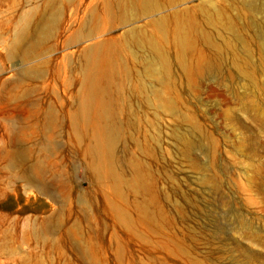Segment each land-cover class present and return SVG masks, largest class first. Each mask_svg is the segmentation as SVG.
<instances>
[{"label": "bare ground", "instance_id": "6f19581e", "mask_svg": "<svg viewBox=\"0 0 264 264\" xmlns=\"http://www.w3.org/2000/svg\"><path fill=\"white\" fill-rule=\"evenodd\" d=\"M189 1L15 0L14 13L0 24V60L20 66L13 82L0 84V131L13 138L24 135L35 147L17 155L10 150L11 137L2 149L8 182L20 184L29 196L23 200L21 190L12 189L2 203L3 254L15 256L27 244L42 250V256L22 259L33 264H46L51 256L56 264H75L78 258L103 264L98 245L110 233L104 216H117L121 227L139 223L127 209L125 178L132 163H145L148 174L157 175L153 126L162 118L159 106L169 109L174 92H187L191 68L205 75L224 73L227 38L210 29L227 23L228 16L212 2L203 5L206 13L200 20H178L175 8ZM212 8L215 13H209ZM66 9L74 15L69 24H60ZM164 12L169 13L161 16ZM147 18V27H140ZM119 29H124L119 37H110ZM58 32H70L63 49L76 48L61 61L60 88L48 73L51 55L59 49L53 44ZM8 107L20 112L6 111ZM181 125H173L168 135L178 152L186 153L191 130ZM58 134L65 138L63 144L54 143ZM170 167L165 162L161 169L162 196L192 223L201 201L179 186ZM139 185L152 192L142 181ZM139 210L149 212L143 206ZM109 243L118 248L114 237ZM69 253L75 257L69 259Z\"/></svg>", "mask_w": 264, "mask_h": 264}, {"label": "rangeland", "instance_id": "374dc122", "mask_svg": "<svg viewBox=\"0 0 264 264\" xmlns=\"http://www.w3.org/2000/svg\"><path fill=\"white\" fill-rule=\"evenodd\" d=\"M212 2L215 9L228 16L227 23H216L212 29L207 25L227 38L224 73L205 75L191 68L187 92H174L169 109L159 106L162 118L159 126H153L157 175L151 177L145 163L130 165L125 178L130 196L127 209L140 221L134 228L121 227L117 216H104L110 233L103 235L98 245L103 264H264V0H193L174 11L180 21L200 20L206 13L203 5ZM14 3L0 0V24L14 13ZM209 13H215L214 9ZM73 15L71 9H66L60 24H69ZM148 21L143 19L138 25L145 28ZM123 31L119 29L110 37L117 38ZM69 33L58 32L53 39L59 49L51 55L54 64L48 73L55 79L56 88L61 85V61L76 50L62 48ZM152 34L162 43L157 31ZM191 58L188 53L187 59ZM19 66L18 61L0 60V84L13 82ZM6 111L20 112L12 107ZM179 123L191 130L192 146L186 153H179L168 135L170 128ZM9 133L3 136L0 131V217L2 203L12 189L19 188L21 198L29 199L20 184L8 182L2 170V149L11 137L14 144L10 150L17 155L35 147L24 135L13 138ZM53 138L56 144L66 141L60 134ZM165 162L170 163L179 186L201 201V210L192 223L184 221L162 196L165 175L161 169ZM141 181L152 192H144ZM17 201L23 204L21 199ZM141 206L156 215L141 213ZM111 237L118 248L109 243ZM17 254L5 255L0 249V264H33L22 259L30 254L42 256V250L23 244ZM73 256L67 254L69 259ZM51 258L46 264H56ZM77 262L90 264L86 260Z\"/></svg>", "mask_w": 264, "mask_h": 264}]
</instances>
